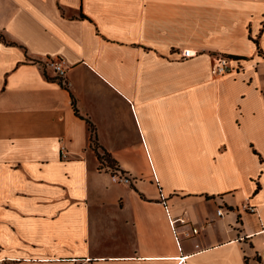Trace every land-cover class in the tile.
Wrapping results in <instances>:
<instances>
[{
	"label": "crops",
	"instance_id": "crops-1",
	"mask_svg": "<svg viewBox=\"0 0 264 264\" xmlns=\"http://www.w3.org/2000/svg\"><path fill=\"white\" fill-rule=\"evenodd\" d=\"M0 34V264H264V0H0Z\"/></svg>",
	"mask_w": 264,
	"mask_h": 264
},
{
	"label": "built area",
	"instance_id": "built-area-1",
	"mask_svg": "<svg viewBox=\"0 0 264 264\" xmlns=\"http://www.w3.org/2000/svg\"><path fill=\"white\" fill-rule=\"evenodd\" d=\"M196 55V52L191 49V48H184L180 51V57L181 58H187L190 56ZM45 66L52 68L57 77L59 79L65 80L66 76H67V72H68V66L66 64V62L63 59H57V58H47L44 61ZM244 68L243 64H241L239 59H234L228 55H224V54H220V55H216L213 58V62H212V72L214 75L216 76H223L226 75L228 73H232V72H239ZM62 152V156L66 157L67 156V152L66 150L63 148L61 150ZM114 180L116 182H126V183H130L132 181L131 177L126 174V173H120V172H116L114 174ZM247 210L249 211H255L256 207L252 206L251 204H246L244 206ZM219 214H222V208H220L218 210ZM167 214L170 218V222H171V226L173 229V232L177 238V241L179 242V232H178V223H182V224H187L188 221L184 218H173L171 216L170 210L167 208ZM201 230L200 227H192V233L193 234H197L199 233ZM180 244V242H179ZM262 258L264 259V251L262 253Z\"/></svg>",
	"mask_w": 264,
	"mask_h": 264
},
{
	"label": "trees",
	"instance_id": "trees-1",
	"mask_svg": "<svg viewBox=\"0 0 264 264\" xmlns=\"http://www.w3.org/2000/svg\"><path fill=\"white\" fill-rule=\"evenodd\" d=\"M0 38L4 39V37L0 34ZM61 81V83H63L62 79H59ZM74 103V106H75V109H76V112H78L77 108H76V104L75 102ZM90 129L93 133V136L95 137V139H93V147L98 151L100 148L102 150V153H99V159L101 161V165L102 166H107V168L111 169V170H119V167L117 165V161L112 157V155L106 151V149H104L103 147H101L98 143H97V137H96V128L95 126L90 123Z\"/></svg>",
	"mask_w": 264,
	"mask_h": 264
}]
</instances>
